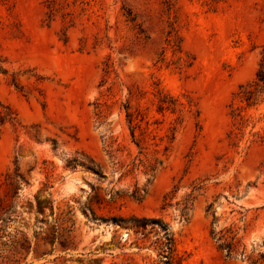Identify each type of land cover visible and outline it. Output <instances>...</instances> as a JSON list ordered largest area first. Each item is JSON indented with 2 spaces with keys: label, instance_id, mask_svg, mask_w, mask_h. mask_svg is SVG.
Segmentation results:
<instances>
[{
  "label": "rangeland",
  "instance_id": "374dc122",
  "mask_svg": "<svg viewBox=\"0 0 264 264\" xmlns=\"http://www.w3.org/2000/svg\"><path fill=\"white\" fill-rule=\"evenodd\" d=\"M263 46L264 0H0V264H157L131 217L179 264H262Z\"/></svg>",
  "mask_w": 264,
  "mask_h": 264
},
{
  "label": "trees",
  "instance_id": "16d2710c",
  "mask_svg": "<svg viewBox=\"0 0 264 264\" xmlns=\"http://www.w3.org/2000/svg\"><path fill=\"white\" fill-rule=\"evenodd\" d=\"M239 103L243 104V109L245 111L258 112L259 108L264 105V46L261 49V59L259 67L255 73L253 80L248 83L239 86L236 93ZM175 105V100L167 97H162L160 99V105L158 106V111L171 108ZM237 109L232 110V117H239V113L235 112ZM127 117L130 115L127 113ZM264 117V112L262 113V119ZM251 118V115H249ZM255 126V124H254ZM252 127V129L254 128ZM251 137H256L260 142H264V134L260 135L258 133H252ZM71 163L75 164V160H71ZM211 204L207 207V212L213 218L212 229L210 231V237L216 244L218 251L222 252L226 258H230L236 250V242L234 236L226 231L223 233L222 230L214 231V214L211 211ZM120 223L126 225L134 234H141L142 238H145L147 234L155 231L157 239L155 243L159 249L160 261L157 264H179L175 258V239L174 236L168 231L167 225L161 220L156 218H136L131 217L128 219L117 220ZM115 222V220H114ZM149 230V231H148ZM147 232V233H145ZM228 233V234H227ZM242 254V253H240ZM262 264H264V254L261 255ZM252 264H256L253 262Z\"/></svg>",
  "mask_w": 264,
  "mask_h": 264
}]
</instances>
